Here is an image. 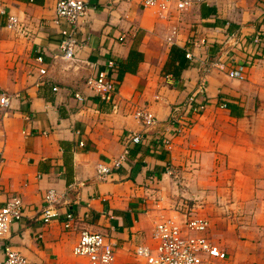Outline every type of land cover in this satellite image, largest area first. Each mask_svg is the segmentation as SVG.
I'll list each match as a JSON object with an SVG mask.
<instances>
[{
    "label": "crops",
    "instance_id": "0c3cea01",
    "mask_svg": "<svg viewBox=\"0 0 264 264\" xmlns=\"http://www.w3.org/2000/svg\"><path fill=\"white\" fill-rule=\"evenodd\" d=\"M56 1L0 0V93L10 97L0 107V205L7 194L23 204L21 220L0 239V262L10 247L26 264H89L72 254L86 230L113 240V264H140L134 250L152 245L154 225L187 214L207 219V237L226 254L212 264H264V52L245 80L211 68L204 98L196 92L203 68L264 28V0H194L183 10L179 0H165L163 10L144 0H84L70 61L59 43L71 26L55 19ZM100 72L116 86L110 104L84 86ZM191 96L205 99L204 110L188 114L170 150L160 147L173 130L164 127L173 108ZM138 109L162 126L144 131ZM128 132L142 142L97 179L95 166L121 155ZM48 190L61 197L56 218L44 224Z\"/></svg>",
    "mask_w": 264,
    "mask_h": 264
},
{
    "label": "built area",
    "instance_id": "2783aa9c",
    "mask_svg": "<svg viewBox=\"0 0 264 264\" xmlns=\"http://www.w3.org/2000/svg\"><path fill=\"white\" fill-rule=\"evenodd\" d=\"M108 4H114L119 0H106ZM194 0H179L176 4L178 10L190 7ZM165 0H144V6L157 7L159 10L165 8ZM87 3L84 0H57L55 3V19L65 20L70 26V30H62V39L59 43V52L63 60L70 61L74 58L76 40L75 30L80 19L87 13ZM8 28H15L16 20L8 19ZM174 34V30L172 31ZM171 41V38L168 39ZM203 43V42H202ZM229 50L224 51V56L213 60L207 68H203L199 83L196 89L200 98H204L206 92L205 74L211 68L222 71L230 79L243 81L252 64L262 57L264 52V28L260 27L248 40L232 42ZM186 59L191 60L189 53L185 54ZM259 57V58H258ZM41 62V58H37ZM109 67L114 66L109 62ZM45 74L44 69H39V75ZM84 86L93 96L105 103H112L116 95V86L113 79L107 73H98L88 76ZM56 90V88H53ZM74 98L78 102H83L84 98L80 94H75ZM10 97L5 93H0V107L8 108ZM196 105H193L195 104ZM224 106L223 104L221 105ZM205 108V99L196 101L194 96L182 106L173 108L169 118L164 123V127H173L170 137L160 136L158 142L160 147L172 148V137L180 134L187 122V116L200 114ZM134 117L139 122L144 131L162 126L155 115L145 109H138ZM143 136L139 132H128L124 136V146L121 155L110 164H97L95 174L97 179L104 180L111 172L119 169L125 162L131 145L140 144ZM3 165V158L0 155V170ZM61 196L54 190H48L44 195L45 203L40 217L42 222L48 223L56 218L55 204ZM23 216V204L18 195L7 194L0 205V239H3L9 232V226L13 222L20 221ZM73 215L67 213L63 221V228L71 230ZM209 224L206 218L200 216L183 215L178 219L175 216L162 218L153 228L151 234L152 245L138 246L134 250V258L140 264H212L214 260H225L226 254L221 251L207 237L206 232ZM115 243L111 238L100 233H92L82 230L78 234L77 241L72 248L75 257L84 258L89 264H113L115 262ZM0 264H26V259L10 247L4 248V257Z\"/></svg>",
    "mask_w": 264,
    "mask_h": 264
},
{
    "label": "trees",
    "instance_id": "16d2710c",
    "mask_svg": "<svg viewBox=\"0 0 264 264\" xmlns=\"http://www.w3.org/2000/svg\"><path fill=\"white\" fill-rule=\"evenodd\" d=\"M185 66V64H183V65H181L179 68H177V72H175L174 73V75L176 76L178 73H179V71L183 68Z\"/></svg>",
    "mask_w": 264,
    "mask_h": 264
}]
</instances>
